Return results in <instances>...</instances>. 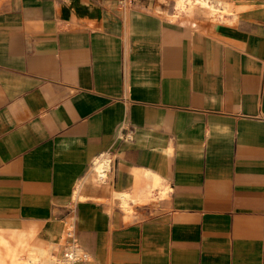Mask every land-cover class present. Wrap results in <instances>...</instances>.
<instances>
[{
    "label": "crops",
    "instance_id": "obj_1",
    "mask_svg": "<svg viewBox=\"0 0 264 264\" xmlns=\"http://www.w3.org/2000/svg\"><path fill=\"white\" fill-rule=\"evenodd\" d=\"M205 1L0 0V264H264V0Z\"/></svg>",
    "mask_w": 264,
    "mask_h": 264
},
{
    "label": "built area",
    "instance_id": "obj_2",
    "mask_svg": "<svg viewBox=\"0 0 264 264\" xmlns=\"http://www.w3.org/2000/svg\"><path fill=\"white\" fill-rule=\"evenodd\" d=\"M99 157L102 158L104 167L100 172L93 171L96 174L97 180L105 183L115 173V159L109 153H103ZM65 240V248L62 252V259L65 264H87L90 262L89 255L79 245L73 224L67 229Z\"/></svg>",
    "mask_w": 264,
    "mask_h": 264
},
{
    "label": "bare ground",
    "instance_id": "obj_3",
    "mask_svg": "<svg viewBox=\"0 0 264 264\" xmlns=\"http://www.w3.org/2000/svg\"><path fill=\"white\" fill-rule=\"evenodd\" d=\"M207 4L205 0H177L176 2V9L179 11L180 15L181 13H191L196 6ZM207 6V5H206ZM208 8V7H207ZM177 16V15H176ZM171 18V17H170ZM173 19L176 18L172 17ZM104 167L102 158L98 157L96 158L93 166V170L101 171ZM25 250V249H24ZM3 252V251H2ZM46 252V251H45ZM4 253V252H3ZM23 253V252H22ZM8 254V253H7ZM11 254V253H10ZM18 255V254H17ZM62 253L59 255H53L52 256V264H65V262L62 259ZM5 256V255H4ZM15 257V256H14ZM18 258V257H15ZM13 259V258H12ZM9 261V260H8ZM36 261V260H35ZM37 262V261H36Z\"/></svg>",
    "mask_w": 264,
    "mask_h": 264
},
{
    "label": "rangeland",
    "instance_id": "obj_4",
    "mask_svg": "<svg viewBox=\"0 0 264 264\" xmlns=\"http://www.w3.org/2000/svg\"><path fill=\"white\" fill-rule=\"evenodd\" d=\"M113 1H116L118 4L120 3V5H122V6H124L123 7V9H125V7L127 6V4H128V2H130V1H132V0H113ZM167 4H169L171 7H172V9H173V11H176L177 9H175V0H168V3ZM181 18L182 17H185V15H182V16H180ZM139 201H141V200H139ZM146 201V200H145ZM73 224V222H72V220L70 219L69 221H68V223L65 225V229H64V235L66 236V232H67V229L71 226ZM65 241L66 240H64V242L62 243V245H61V247H60V249H61V251L63 252V250H64V248H65Z\"/></svg>",
    "mask_w": 264,
    "mask_h": 264
}]
</instances>
